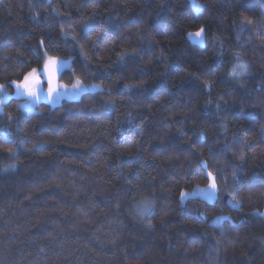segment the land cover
Instances as JSON below:
<instances>
[{"label": "trees", "instance_id": "trees-1", "mask_svg": "<svg viewBox=\"0 0 264 264\" xmlns=\"http://www.w3.org/2000/svg\"><path fill=\"white\" fill-rule=\"evenodd\" d=\"M197 1L0 0V264H264V0ZM44 53L101 88L20 111Z\"/></svg>", "mask_w": 264, "mask_h": 264}, {"label": "snow or ice", "instance_id": "snow-or-ice-1", "mask_svg": "<svg viewBox=\"0 0 264 264\" xmlns=\"http://www.w3.org/2000/svg\"><path fill=\"white\" fill-rule=\"evenodd\" d=\"M192 7L195 11H199L202 5L197 2V0H191ZM246 22L248 24L254 23L252 18L246 17ZM205 35V29L201 27L195 32H188L186 38L195 41L196 43H202ZM67 67V62H62L56 57H47L43 63L42 69L33 68L29 73L24 75L23 79L20 81H13L15 84L16 92L15 95L18 98L23 99V103L19 104L17 107L23 112H35L38 104L42 100H47L51 103H56L59 99L64 96L72 95L79 96L82 92L86 90V86L83 85L79 80L72 85L71 89L66 88L57 81L58 71ZM248 71V66L244 63L236 65L232 71L229 73L230 76L239 77L242 73ZM41 76L45 77L46 83L48 85L45 90L42 87ZM7 85H0V89H4ZM7 99L6 96L0 98V111H2L4 100ZM11 119V115H9ZM5 137L9 135L7 131L3 133ZM11 153L13 149H8ZM204 167L207 168L206 162H202ZM206 178L209 180L207 186L203 189L197 188L193 193L181 192V199H187L190 195H194L196 192H202L205 194L208 200L218 199V187L217 178L211 172L206 173ZM233 178H236V172H233ZM239 190V183L237 181L235 190L231 193L232 201L236 200V195ZM153 205V201L145 198L143 206L140 207L139 213L143 217L145 214L149 213ZM237 207L239 205H236ZM223 217H217V221L223 220Z\"/></svg>", "mask_w": 264, "mask_h": 264}, {"label": "rangeland", "instance_id": "rangeland-1", "mask_svg": "<svg viewBox=\"0 0 264 264\" xmlns=\"http://www.w3.org/2000/svg\"><path fill=\"white\" fill-rule=\"evenodd\" d=\"M189 2H190V4H191V6H192V3H191V0H189ZM198 2V1H197ZM199 3V2H198ZM200 4V3H199ZM193 8V7H192ZM194 10V9H193ZM195 11V10H194ZM47 57H54V56H50V55H48V54H46V53H44V59H43V63H44V61H45V59L47 58ZM56 58H58V60H60V61H62V62H67V67L69 66V64H70V60L68 59V58H63V57H56ZM43 68V64H42V66L41 67H39V68H36V69H42ZM31 71V70H30ZM29 71V72H30ZM60 71V70H59ZM59 71H58V74H59ZM28 72V73H29ZM41 80H42V87L46 90L47 89V87H48V85H47V83H46V80H45V77H43V76H41ZM57 81H58V83H60L61 85H64L66 88H68V89H71V87H72V85L73 84H75L76 82H77V80H75L73 83H71V84H64V83H61L59 80H58V75H57ZM80 81V80H79ZM83 85H85L86 86V90L84 91V92H86V91H94V90H98V89H100L101 88V86H100V84H98V83H85V82H82V81H80ZM0 85H5V84H0ZM13 86H14V93H13V95L15 96V97H17L16 95H15V92H16V88H15V84L13 83ZM84 92H82V93H84ZM81 93V94H82ZM80 94V95H81ZM10 93L7 91V89H6V87L4 88V89H0V98H2L3 96H6L7 97V99L10 97ZM79 95V96H80ZM79 96H72V95H67V96H64V97H62L61 99H59L56 103H51V102H49V101H47V100H42V101H45V102H47V103H49L50 105H54V104H57V103H59L62 99H73V98H78ZM18 98V97H17ZM7 99H5V100H7ZM19 100H18V105L19 104H22L24 101H23V99L22 98H18ZM4 100V101H5ZM41 102V101H40ZM19 109V108H18ZM20 111H22L21 109H19ZM23 112V111H22ZM209 183V182H208ZM207 186V185H206ZM206 186H194V187H192V188H190V189H185V190H183L182 192H185V193H193L194 192V190L195 189H197V188H200V189H203V188H205ZM190 196H198V197H200V198H203V199H205V200H208L207 198H206V196H205V194L204 193H202V192H196L194 195H190ZM209 201H211V200H209Z\"/></svg>", "mask_w": 264, "mask_h": 264}, {"label": "water", "instance_id": "water-1", "mask_svg": "<svg viewBox=\"0 0 264 264\" xmlns=\"http://www.w3.org/2000/svg\"><path fill=\"white\" fill-rule=\"evenodd\" d=\"M193 32H195V31H193ZM191 41V40H190ZM193 44H196V45H198V46H202L203 44H204V38H203V40H202V43H196L195 41H191Z\"/></svg>", "mask_w": 264, "mask_h": 264}]
</instances>
